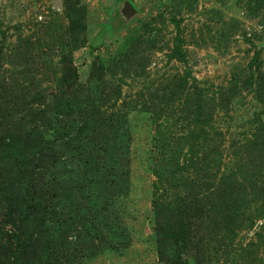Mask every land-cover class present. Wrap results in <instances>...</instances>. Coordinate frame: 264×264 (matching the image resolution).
Segmentation results:
<instances>
[{"label": "rangeland", "instance_id": "374dc122", "mask_svg": "<svg viewBox=\"0 0 264 264\" xmlns=\"http://www.w3.org/2000/svg\"><path fill=\"white\" fill-rule=\"evenodd\" d=\"M0 264H264V0H0Z\"/></svg>", "mask_w": 264, "mask_h": 264}]
</instances>
